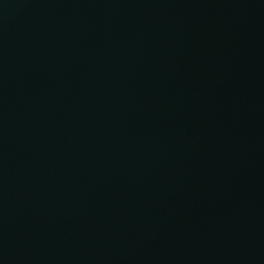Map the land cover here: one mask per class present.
<instances>
[{"label": "water", "instance_id": "obj_1", "mask_svg": "<svg viewBox=\"0 0 264 264\" xmlns=\"http://www.w3.org/2000/svg\"><path fill=\"white\" fill-rule=\"evenodd\" d=\"M0 264H264V0H0Z\"/></svg>", "mask_w": 264, "mask_h": 264}]
</instances>
